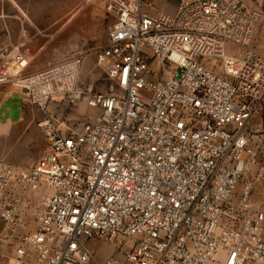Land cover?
Segmentation results:
<instances>
[{
	"label": "built area",
	"instance_id": "built-area-1",
	"mask_svg": "<svg viewBox=\"0 0 264 264\" xmlns=\"http://www.w3.org/2000/svg\"><path fill=\"white\" fill-rule=\"evenodd\" d=\"M106 12V44L92 52L105 90L79 86L89 53L35 71L29 49L0 62V81L44 113L47 142L29 166L0 159L9 264H264L261 10L180 0L154 16L141 0H109ZM54 98L91 116L52 114ZM94 243L113 251L100 259Z\"/></svg>",
	"mask_w": 264,
	"mask_h": 264
},
{
	"label": "rangeland",
	"instance_id": "rangeland-1",
	"mask_svg": "<svg viewBox=\"0 0 264 264\" xmlns=\"http://www.w3.org/2000/svg\"><path fill=\"white\" fill-rule=\"evenodd\" d=\"M108 1L0 0V22L4 21V18L11 20L13 16V22L21 24L18 27L20 32L14 28L13 39L1 50V64H5L7 56L10 57L17 49H29L35 55L29 71L58 62V59L63 57L86 52L89 53V58L82 65L79 83L82 82L85 88L91 89L95 85L94 79L98 78L102 90L106 89L109 81L106 82V76L96 66L92 52L105 45L109 34L113 20L106 12ZM141 3L144 11L151 15L161 10L172 11L176 6V0H141ZM10 28V25L5 23L3 33L8 34L7 29ZM239 50L242 49L228 45L229 52ZM146 51L151 59V69L158 71L161 63L149 49ZM5 70L4 66L0 68V76H4ZM1 95H6L0 109L1 120L4 122L8 117L17 122L0 125V159L18 167L29 166L36 162L47 148L45 136L39 126L44 113L30 103L23 89L13 86L11 81H0V97ZM62 100L63 98H54L48 105V111L75 119L87 120L91 116L92 110L84 101L73 104ZM22 108L23 117L18 121L22 116ZM262 149L264 150V144ZM257 186L254 198L260 201L264 196V182ZM40 193L41 191L34 196L37 197ZM93 245L98 247L100 259L113 251V246L107 243ZM12 252L13 248L0 246V264H9Z\"/></svg>",
	"mask_w": 264,
	"mask_h": 264
},
{
	"label": "crops",
	"instance_id": "crops-1",
	"mask_svg": "<svg viewBox=\"0 0 264 264\" xmlns=\"http://www.w3.org/2000/svg\"><path fill=\"white\" fill-rule=\"evenodd\" d=\"M157 1H161V0H157ZM179 1H180V0H176V6L173 8L174 10L177 8V5H178ZM243 1L246 2L247 4L251 5V6H254V7L258 8L259 10H261V12H262V14H263V17H262V20H261L260 26H259V28H258V31H257L256 37H255V39H254V41H253L252 47H253L257 52H259V53H261V54H264V0H243ZM174 10H172V11L161 10V11H158L157 13H153L152 15L155 16V15H157L158 13H160V12H162V11L173 12ZM3 17H4V16H3ZM12 18H13V16H12ZM12 18H11V20H10V18H4V21L0 22V56L3 55V53H1V52H2L1 50H3L4 48H6V45L8 44V42H9L11 39H13L12 36H14V34H15V32H13V30H15V29L17 28L18 32H20L18 27H20L21 24H18V22H17V24H15V23L13 22ZM5 19H6V20H5ZM5 23L8 24V25H10V27H11L10 30L7 29L9 35L6 34V33H3ZM15 26H16V27H15ZM14 28H15V29H14ZM2 34H3V35H2ZM17 35H18V34H17ZM19 35H20V33H19ZM14 38L16 39V36H15ZM107 38H108V37H107ZM106 41H107V40H106ZM105 44H106V43H105ZM103 46H104V45H103ZM103 46H101V47H103ZM99 48H100V47H99ZM96 49H98V48H96ZM96 49H95V50H96ZM79 53H86V52H79ZM76 54H78V53H76ZM69 57H70V56H69ZM66 58H68V57H63L62 59H58V61H61V60L66 59ZM87 58H89V56H86L85 60H86ZM85 60H84V62H85ZM55 61H56V60H55ZM95 62H96V60H95ZM46 66H48V64L42 66L41 68H44V67H46ZM96 66H97V64H96ZM97 67H98V66H97ZM41 68H40V69H41ZM94 83H95V85H94L91 89L102 90L101 85H100V79L95 78V79H94ZM79 86H80L81 88H85V86H84V84H83L82 82L79 83ZM96 88H97V89H96ZM86 89H87V88H86ZM88 89H90V87H89ZM103 90H105V89H103ZM8 94H9V93H8ZM10 94H12V92H10ZM5 97H6V95H4V96L1 95V97H0V109H1V107H2V105H3L2 103H3L4 99H5ZM23 113H24V110H23V108H22V116L18 119V121H20V120L22 119V117H23ZM262 119H263V121H264V111H263ZM13 122H17V121H13L11 118H8V117H7V119H5V121L3 122V121L1 120V118H0V125H2V124L4 125V123H5V124H12Z\"/></svg>",
	"mask_w": 264,
	"mask_h": 264
}]
</instances>
